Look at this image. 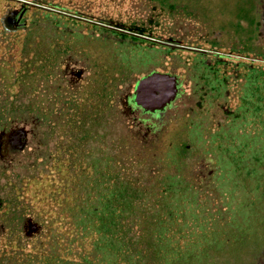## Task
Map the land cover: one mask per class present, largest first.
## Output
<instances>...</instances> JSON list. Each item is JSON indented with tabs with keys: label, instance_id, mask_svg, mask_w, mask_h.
<instances>
[{
	"label": "flooded vegetation",
	"instance_id": "1",
	"mask_svg": "<svg viewBox=\"0 0 264 264\" xmlns=\"http://www.w3.org/2000/svg\"><path fill=\"white\" fill-rule=\"evenodd\" d=\"M82 1L67 6L51 0H0V182L5 181L0 190L6 184L11 185V168L23 155L39 157L40 165L46 167L47 160L58 163L63 156H89L94 134L89 131L92 128L87 119H94L95 111L100 113L98 118L103 120L104 127L109 128L102 137V153L106 156L110 155L111 121L136 129L138 135L145 133L156 143L161 140L157 138L162 131L168 130L165 127L174 121L179 104L189 108V113L201 112L206 124L213 120L209 122L212 127L206 126L210 133L180 143L186 155L191 151L202 152L201 147L197 148L202 142L215 145L213 152L218 155L222 143L216 136L223 124L219 122L221 115L214 110L227 109L228 101L230 111L223 119L254 122L249 85L255 72L264 77V0L247 3L241 10L203 8L194 3L196 0H139L142 4L136 17H129L130 22L126 20V0H107L108 4L106 0ZM115 1L118 13L110 7ZM38 14L58 23V36L50 39L51 51L44 46V37L31 36L35 26L42 28V22L34 19ZM55 15L64 18L59 21ZM62 28L80 31L77 35L74 31L69 36H60ZM92 28L115 31L122 35L124 44H143L148 52H137L149 55L153 64L144 70L137 63L128 70V60H138V53L134 50L136 53L130 56L124 54L121 63L119 60L123 74L112 81L109 46L96 49L99 42L94 41ZM104 38L101 35L98 39L106 43ZM32 41L41 59L37 66L31 61ZM155 51L166 58L168 69L157 67V59L153 60ZM154 71L177 76L179 92L165 111L151 113L137 105L135 97L137 82ZM128 79L130 82L125 85ZM56 84L58 90L54 91ZM47 102L52 106H47ZM111 112L122 116L113 115L111 119ZM157 113L166 116L154 117ZM119 149L118 153H123ZM207 149L204 152L209 154L211 150ZM73 162L71 168L76 165ZM107 162L104 187L109 184L110 161ZM83 170L76 173H90L88 167ZM212 173L210 169L207 179L200 182H210ZM80 175L74 178L86 176ZM17 205L11 196L0 195V213L8 220L5 223L30 237L43 232L44 225L35 217L20 213L18 219H12L16 208L19 210ZM1 229L10 228L0 221Z\"/></svg>",
	"mask_w": 264,
	"mask_h": 264
},
{
	"label": "rangeland",
	"instance_id": "2",
	"mask_svg": "<svg viewBox=\"0 0 264 264\" xmlns=\"http://www.w3.org/2000/svg\"><path fill=\"white\" fill-rule=\"evenodd\" d=\"M51 1L54 3L59 2L67 6H73L74 2L76 4L83 2L82 0ZM102 1L104 2V0ZM255 1L256 0H196L194 3L200 4L203 8L211 9L214 7L217 9L219 7V9L226 8L241 10L247 3H255ZM106 3L108 4L107 0ZM117 3L118 1L110 3V7L114 8L116 13H118V7L115 6ZM141 4L142 2L139 0H126L124 2L127 21H131L129 17H136V11ZM139 9H141V7H139ZM55 18H58L60 21L63 20L64 17H58V15H55ZM34 19L42 22L41 26L43 29H37L35 26L31 31V36L44 37L45 40L43 44L47 47L48 51H51L50 48L53 43H51L52 41L50 39L58 36V26H56L58 23L54 21L51 22V19L45 18L43 14H38ZM74 31V34L77 35L80 30H77V28H62L60 36H69ZM92 32L95 37L94 41L99 42V44H97L99 49L96 48L97 50H104L106 46H109V53L107 56L112 63L110 73L112 81H115L123 74L119 67V60L125 56L124 54L130 56L134 50L136 52H148L147 50H144L145 46L141 43H138L137 45L130 43L124 44L121 42V40H124L123 37H121L122 35L115 31L92 28ZM98 35L99 37L101 35L105 36L104 40L106 43H104L102 39L99 40ZM115 38L120 40H114ZM134 46L137 48L134 49ZM255 49L259 50L257 47ZM154 54L155 56L153 57V60L157 59V67L165 70L168 69L165 62L166 58H163L162 54L159 52ZM136 58L138 60L134 61V59L131 58L128 60V70H131L133 66L137 65V63H140L144 70L147 65L153 64L149 55H141L138 53ZM31 61L34 62L32 63L33 66L39 65L41 61L36 52V47L33 41L31 48ZM127 68H125V70H127ZM175 72H178L177 67ZM263 78L264 77L261 73L258 74V72H255L253 81L249 85L251 90L250 105L252 114L256 116L254 122H228V120L223 119L226 117V113L230 111L229 101L227 109L214 110V112L217 111L218 115H221L219 122L223 124L222 131L221 128H219V132L216 136L222 143L221 146L218 147L219 153L217 156L213 152V148L216 146H212L210 142L208 146L205 142L198 143L197 148L201 147L203 149L202 152L197 150L198 154H195V152L192 151L188 155L185 154L184 145H181L180 143H188V141L194 139V137H201L204 133H210L206 126L212 127V123L209 124V122L213 120L209 119L208 124H206L207 122H205L204 119L205 116L199 114L201 112L194 110L193 113H189V108L184 104L185 107H183L182 104L177 105V112L174 113V121L165 127L168 128V130H163L162 134L159 137L157 136L158 138L154 136V138H157L158 140L159 138L161 139L156 143L152 141L154 140L153 137L148 138L145 133L138 135L136 129L131 130L130 128L125 127V125H121V123L117 122L118 124H115L111 121L110 155H104L102 153V149L104 148L102 137L104 136V132L108 131L109 128L107 129L104 127L103 120L98 118L100 117V113L95 111L93 113L95 118L87 119V124L92 128L89 131L94 134L93 148H90L91 151L89 156L80 154L63 156L58 163L57 160H47L45 164L48 166L46 167V165H40L42 161H40V163L38 162L39 157L34 155H23L11 168V173L9 174V177H13L12 181L10 180L11 185L8 187V184H6L4 186V188H6L0 190V195L1 198L11 196L18 203L17 206L19 207V210L16 208L12 215V219L14 217L18 219L21 213V216L24 217H35V219H37L36 221H39L44 225L41 236L24 240L25 243H29L27 249L28 253L42 251V247L45 246H43V244L45 243L46 246L48 245V243L45 242L44 236L51 232L50 228H48L50 225H52L56 232L63 231L62 227H58V219L60 218L58 215V210H60L58 207V200L62 201L64 198L69 200L77 199V193L72 194L71 192L74 184H79L81 180H83L81 177L79 179L74 178V176L80 175L76 173L77 171L83 172V169L88 167L93 176L100 172L103 173L106 162L111 156L112 159L115 160L112 164L108 161L109 165H111V171H107L111 173L114 169L118 168L120 161H124V156L127 154H136L140 157H149V155L150 157L153 156L154 160L152 163H154V169H161L164 173L175 172L186 179V181H177L175 179L164 180L168 197L174 195L178 190L183 191L188 185L199 190L204 188V191L199 193H204L203 195L205 197L198 196V200H207L208 202H206V205H202L207 206L212 212L215 209H219V207L220 209L222 208L221 210L225 209V205L223 203L216 204L213 200L206 199V197L208 195L210 196L212 192V190L209 191V188L211 187V189H213V186L219 185L217 180L221 176L231 178L228 183L234 185L233 187H230L228 195L224 198L230 203L229 219L223 224L216 221L210 225L206 224L205 218L202 220L200 217L195 223V227L190 228V226H187L182 228L184 234L183 237L187 240V243H185V240L181 239V244H178L176 240L178 237L174 239L175 232H180V230H178L179 228H168L163 224H154L152 227H144L143 229H140L143 233H148L150 235H171V248L168 246H161L164 248L165 252L172 257L170 260L167 257L165 258L164 262H166V264H264ZM129 82L128 79L125 82V85H128ZM99 83L100 82H98V84ZM53 90H58V84L53 87ZM47 103V106H52V103ZM112 112L110 116L111 119H114L113 115H118V117L122 116L121 113L116 112L113 114ZM35 114L39 115L38 113ZM165 116L166 114L164 113H157L154 117ZM122 120L124 121L125 119L122 117ZM46 129L49 128L46 127ZM211 135H213V133L208 135V137ZM125 145L129 146L131 149L127 150ZM119 147H121L123 153H118L120 150ZM207 148L211 150L209 154L204 152ZM106 152L109 153L107 150ZM167 153L171 155V157L173 156V158L175 156L174 163L177 162V164L172 165V162L170 164L168 163V157L170 156H168ZM149 161L152 165L150 159ZM72 162L76 165H73L71 168ZM220 166L226 171L225 174L220 170ZM204 169L205 173H201ZM210 169L213 170L212 176L209 178L210 182L204 181L201 183L200 180L207 179L206 177L209 176ZM90 173L84 172L81 175L83 176L84 174L86 175L85 178H87ZM164 173H160L158 178L150 183L149 186L159 188ZM70 174H72V176ZM104 177L106 176L104 175ZM116 181L121 187L120 184L123 180L116 178ZM4 183L5 181L0 182V184ZM184 185L185 187L182 188ZM219 186H221V184ZM208 191L210 193H208ZM109 199V196L106 195V201H109ZM185 209L186 208H184V210ZM192 211L194 212V210ZM214 214L215 213H213V215ZM168 215H170V212H168ZM188 215H190V213ZM218 215H220L221 218L224 216L226 219V212H224V210L220 211ZM5 217L4 214L0 213L1 222L4 220L8 221ZM180 217H184V214H181ZM192 217V215L188 218L186 216V219ZM5 226L8 229V226ZM69 229L74 231L73 228ZM66 230L68 229H65L64 231ZM9 232L10 230H7L5 233ZM150 243H152V241H150ZM176 248L178 250L182 249V252H180L179 258L174 259L175 255L173 253Z\"/></svg>",
	"mask_w": 264,
	"mask_h": 264
},
{
	"label": "trees",
	"instance_id": "3",
	"mask_svg": "<svg viewBox=\"0 0 264 264\" xmlns=\"http://www.w3.org/2000/svg\"><path fill=\"white\" fill-rule=\"evenodd\" d=\"M125 147L127 150L131 149L127 145ZM168 156L169 164H177L174 163L175 156ZM149 157L136 154L124 156L125 159L119 162L118 168L109 173L110 183L106 187L104 172L94 176L90 173L89 177L82 178L83 181L79 184H74L71 192L77 193V199L58 200V227H62L63 231L56 232L50 225L48 228L51 232L44 236L49 246L44 243L42 251L28 253L29 243L24 242L27 238L41 236L42 232L30 237L16 231L14 225L9 222H1L10 228V232L0 230V264H166L165 258L170 260L172 257L161 246L171 248V235H150L143 233L141 228L152 227L154 224L179 228L180 232H175L174 239L178 237L176 240L181 244V239L185 240L182 228L195 227L200 217L202 220L205 218L206 224L210 225L216 221L223 224L229 219L230 203L224 198L228 195L230 187L234 186L228 183L231 178H218L217 182L221 186H213V189L210 187L211 195L206 197L216 204L225 205V219L224 216L221 218L218 215L223 211L222 208L212 212L202 205H206L207 200H198V196L205 197L204 193H199L204 191L202 187L199 190L184 185L183 191L178 190L168 197L164 180L186 179L175 172L164 173L161 169H154V157ZM109 161L112 164L115 160L110 156ZM109 170L111 171V167ZM220 170L226 173L222 166ZM160 173H164L160 187H150L149 184L154 182ZM116 178L123 180L121 187ZM106 195L109 196V201H106ZM181 214H184V217H180ZM191 215L192 218L186 219V216L188 218ZM65 229L68 230L64 231ZM180 252L182 249L176 248L174 259L180 257Z\"/></svg>",
	"mask_w": 264,
	"mask_h": 264
},
{
	"label": "water",
	"instance_id": "4",
	"mask_svg": "<svg viewBox=\"0 0 264 264\" xmlns=\"http://www.w3.org/2000/svg\"><path fill=\"white\" fill-rule=\"evenodd\" d=\"M178 85L177 76L154 71L137 82L135 102L146 112H163L176 100Z\"/></svg>",
	"mask_w": 264,
	"mask_h": 264
}]
</instances>
